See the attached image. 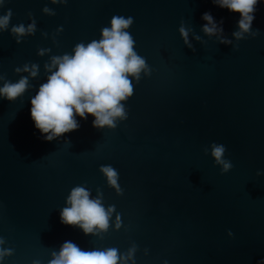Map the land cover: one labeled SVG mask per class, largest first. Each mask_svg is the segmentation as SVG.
Here are the masks:
<instances>
[{
  "label": "water",
  "instance_id": "water-1",
  "mask_svg": "<svg viewBox=\"0 0 264 264\" xmlns=\"http://www.w3.org/2000/svg\"><path fill=\"white\" fill-rule=\"evenodd\" d=\"M9 10L0 87L21 77L29 87L15 101L0 97V264H49L65 241L86 251L115 247L125 257L135 249L119 264L264 260V0L252 22L258 34L241 39L233 36L240 14L212 0H0V16ZM205 12L214 34L203 31ZM113 15L133 18L125 31L147 65L138 80L128 74L127 118L96 128L91 114L77 116V130L45 140L30 109L56 71L46 65L101 39ZM33 22V32H12ZM33 64L35 76L24 71ZM213 143L225 146L228 172L215 163ZM101 165L117 170L119 193ZM75 186L106 210L114 206L106 231L85 235L61 222Z\"/></svg>",
  "mask_w": 264,
  "mask_h": 264
},
{
  "label": "clouds",
  "instance_id": "clouds-1",
  "mask_svg": "<svg viewBox=\"0 0 264 264\" xmlns=\"http://www.w3.org/2000/svg\"><path fill=\"white\" fill-rule=\"evenodd\" d=\"M212 2L240 14L237 22L239 30L233 32L237 39L243 38V33L251 32L253 36L258 34L259 30L252 31L258 0H212ZM44 11L50 10L45 8ZM11 15L9 10L6 15L0 16V28H7ZM202 19L207 21L202 26L206 34L211 35L218 30L216 21L209 12L203 13ZM110 24V27L102 28L101 39H94L87 45L78 43L74 55L53 56L51 65H46L49 69L55 66L56 71L48 76L46 83L39 86L38 92L31 98L30 109L35 127L45 140L51 141L77 130L80 127L77 116L87 119L91 114L94 117L92 124L96 128L105 126L114 128L117 118H127L121 101L133 95V85L128 74L138 80L139 73L146 69L147 65L145 59L134 50L133 36L125 31L133 24V18L113 15ZM34 28L35 22L29 24L27 29L20 24L14 26L12 32L22 36L26 32H33ZM179 31L185 44L192 47L188 41V31L183 26ZM219 31L222 32L223 28L220 27ZM36 69L35 64L31 70L27 65L24 67V71H30L32 76L37 74ZM15 70L20 71L19 68ZM28 87L27 77H21L17 82L5 81L0 87V97L15 101ZM225 151L223 144L213 143L211 146V155L217 165L223 166L222 172H228L233 167L231 161L224 158ZM100 171L107 177L108 184L119 193L121 190L117 170L112 165H101ZM66 203L69 206L63 207L60 211L62 223L78 226L85 235L94 234L96 228L107 230L109 216L114 211V206L106 210L101 199L91 198L86 187H73ZM229 235L232 233L229 232ZM134 250H129L128 256L125 257L115 247L86 251L71 241H65L59 253L52 254L53 258L49 264H119L122 259L130 258ZM259 264H264V260L259 261Z\"/></svg>",
  "mask_w": 264,
  "mask_h": 264
}]
</instances>
